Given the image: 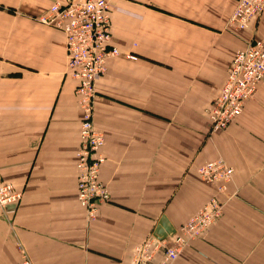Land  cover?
I'll return each mask as SVG.
<instances>
[{"label": "crops", "instance_id": "crops-1", "mask_svg": "<svg viewBox=\"0 0 264 264\" xmlns=\"http://www.w3.org/2000/svg\"><path fill=\"white\" fill-rule=\"evenodd\" d=\"M55 1L0 0L16 7L0 8V177L22 192L0 208V264H131L163 215L179 229L217 192L198 168L219 156L238 194L171 264H264V79L227 128L210 133L207 114L235 53L264 41V12L236 31L238 0H110L113 42L137 59H110L97 82L112 198L89 219L77 198V82L64 34L37 20Z\"/></svg>", "mask_w": 264, "mask_h": 264}, {"label": "built area", "instance_id": "built-area-1", "mask_svg": "<svg viewBox=\"0 0 264 264\" xmlns=\"http://www.w3.org/2000/svg\"><path fill=\"white\" fill-rule=\"evenodd\" d=\"M264 12V0H238L228 26L242 30L256 22ZM41 22L55 26L65 36L68 55L67 73L75 78L76 94L82 108L80 145L77 150V198L89 219L97 218L100 207L111 201L108 185L101 179V166L106 157L103 146L106 135L94 123L95 97L98 79L106 73L108 61L122 54L113 42L110 0H56ZM127 58L137 59L131 52ZM264 79V41L254 39L239 49L231 62L220 92L207 112L213 131L227 128L242 113L245 103L257 91ZM200 177L208 183L220 182V191L232 180L235 169L223 157L206 161L198 168ZM22 192L0 177V208L18 202ZM221 213V205L212 197L188 222L167 238L151 235L139 245L131 264H171L192 238L201 235L202 227ZM170 240L167 243L166 240ZM163 251V259L153 263L155 253ZM14 264H34L29 257Z\"/></svg>", "mask_w": 264, "mask_h": 264}, {"label": "rangeland", "instance_id": "rangeland-1", "mask_svg": "<svg viewBox=\"0 0 264 264\" xmlns=\"http://www.w3.org/2000/svg\"><path fill=\"white\" fill-rule=\"evenodd\" d=\"M0 8H6L8 11H10V12H16V7L15 6H13V5H11V4H4V3H0ZM50 9V8H49ZM111 9V8H110ZM49 11V10H48ZM47 11V12H48ZM47 12L45 13V14H47ZM45 14H42L41 16H44ZM111 14H112V11H111ZM41 16H39L38 18H37V20L39 21V22H41L39 19H40V17ZM41 23H43V22H41ZM44 24H46V23H44ZM50 25V24H49ZM50 26H52V25H50ZM53 27H55V26H53ZM56 28V27H55ZM112 28H113V19H112ZM61 31V30H60ZM63 33V32H62ZM113 33V32H112ZM64 38H65V36H64ZM257 39V38H256ZM65 42V41H64ZM65 49H66V44H65ZM122 52V51H121ZM125 53H127V52H122V54L121 55H123V56H125L124 54ZM126 57V56H125ZM67 62H68V55H67V49H66V66H67ZM67 70V69H66ZM66 73H67V71H66ZM68 74V73H67ZM72 77V76H71ZM73 78V77H72ZM75 79V78H74ZM207 114H208V112H207ZM208 122H209V118H208ZM209 124H210V122H209ZM209 131H210V133H212V132H216V131H213L210 127H209ZM220 157V156H219ZM226 160V159H225ZM227 161V160H226ZM204 164V163H203ZM229 164V163H228ZM235 175V174H234ZM205 183H207V184H211V185H214V186H216V190H217V192H215L214 194H212L209 198H208V200L201 206V207H204V205L207 203V202H209L210 200H211V198L212 197H215V198H217V200L219 201V204L221 205V213H220V215L219 216H217L212 222H210V223H208L207 225H204L202 228V232H201V235L200 236H204L205 234H206V232H207V230H208V228L211 226V225H213L215 222H217L219 219H221L222 218V216H223V212H224V207H225V205H226V202L228 201V199H230L232 196H234V195H236V193L237 192H235V193H232V192H230L229 191V186H230V184L233 182V180H234V176H233V178H232V180L231 181H229L227 184H226V188L225 189H222V191H220L221 189H220V185H221V183L220 182H212V183H208L206 180H204V179H202ZM220 189V190H219ZM111 192V191H110ZM238 194V193H237ZM200 207V208H201ZM199 208V209H200ZM198 209V210H199ZM198 210H197V212H198ZM196 214V213H195ZM192 217V216H191ZM190 217V218H191ZM189 218V219H190ZM186 222H188V220L186 221ZM185 222V223H186ZM184 223V224H185ZM184 224H182V225H184ZM181 225V226H182ZM180 226V227H181ZM179 227V228H180ZM200 236H198V237H200ZM193 239H195V238H192V239H190V241L188 242V244L193 240ZM188 244H186L185 246H184V248L188 245ZM183 250V249H182ZM181 252V251H180ZM180 254V253H179ZM174 262V261H173Z\"/></svg>", "mask_w": 264, "mask_h": 264}, {"label": "water", "instance_id": "water-1", "mask_svg": "<svg viewBox=\"0 0 264 264\" xmlns=\"http://www.w3.org/2000/svg\"><path fill=\"white\" fill-rule=\"evenodd\" d=\"M176 231L175 227L169 221V219L163 215L157 224L154 235L160 239L167 238L174 234Z\"/></svg>", "mask_w": 264, "mask_h": 264}, {"label": "bare ground", "instance_id": "bare-ground-1", "mask_svg": "<svg viewBox=\"0 0 264 264\" xmlns=\"http://www.w3.org/2000/svg\"><path fill=\"white\" fill-rule=\"evenodd\" d=\"M251 25V24H250ZM248 28V27H247ZM250 100V99H249ZM218 158V157H217ZM235 169V168H234Z\"/></svg>", "mask_w": 264, "mask_h": 264}]
</instances>
